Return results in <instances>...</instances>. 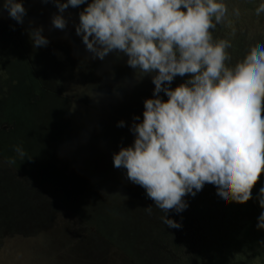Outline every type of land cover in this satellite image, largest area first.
<instances>
[{
    "label": "rangeland",
    "instance_id": "obj_1",
    "mask_svg": "<svg viewBox=\"0 0 264 264\" xmlns=\"http://www.w3.org/2000/svg\"><path fill=\"white\" fill-rule=\"evenodd\" d=\"M226 2L250 21L234 36L226 26L217 31L231 38L235 60L264 43L257 35L264 13L255 12L264 0ZM24 6L23 25L7 12L0 19V264H166L161 243L175 228L160 221L159 210L143 211L154 202L112 159L134 140L129 127L152 97L151 78L137 83L126 57L88 60L74 28L86 5L66 10L68 39L51 26L53 4L25 0ZM29 21L44 27L47 47L33 49ZM181 82L178 77L172 86ZM120 120L125 127H117ZM263 176L245 204L225 203L210 184L185 197L188 213L181 219L208 226L203 264H247L264 240L256 227L264 211L256 199ZM168 215L177 221V213Z\"/></svg>",
    "mask_w": 264,
    "mask_h": 264
},
{
    "label": "clouds",
    "instance_id": "obj_2",
    "mask_svg": "<svg viewBox=\"0 0 264 264\" xmlns=\"http://www.w3.org/2000/svg\"><path fill=\"white\" fill-rule=\"evenodd\" d=\"M40 2L58 10L51 26L65 32L64 39L66 10L86 5L74 28L91 54L88 60L126 57L137 83L151 78L152 97L143 101L142 118L133 115L129 127L134 140L112 157L113 167L125 170L126 179L154 202L155 207L142 208L145 213L153 215L157 209L165 226L179 229L182 225L169 212L186 210L185 197H195L206 184L215 186L225 203L245 204L253 198L264 175V43L249 46L234 60L231 38L217 35L230 15L240 16L239 8L230 12L226 0ZM24 3L3 0L0 19L7 12L23 25L28 12ZM255 12L264 13V3ZM34 23L29 21L26 29L33 49L47 47L44 27ZM178 77L182 82L173 87ZM125 124L120 120L117 127ZM14 151L26 156L21 145ZM256 199L264 209V186ZM257 220V229L264 230V211ZM259 243L264 246V240Z\"/></svg>",
    "mask_w": 264,
    "mask_h": 264
},
{
    "label": "trees",
    "instance_id": "obj_3",
    "mask_svg": "<svg viewBox=\"0 0 264 264\" xmlns=\"http://www.w3.org/2000/svg\"><path fill=\"white\" fill-rule=\"evenodd\" d=\"M246 16V14L240 13L239 17L231 16L229 18L226 29L230 36H234L236 33L249 27L250 21L247 20ZM261 19L258 30L260 32L257 35L264 39V16ZM225 36L226 34H224ZM261 182L264 181L262 180ZM185 211L187 209L177 214V221L182 227L171 231L172 236L170 241L165 236L167 240L165 239L164 241L166 243H161L160 258L166 264H203L207 257V244L203 240L207 238L206 233L208 232L207 234H209L207 230L208 226L200 225L198 228L195 224H185V221L181 219ZM247 264H264V246L260 243L258 244L252 251Z\"/></svg>",
    "mask_w": 264,
    "mask_h": 264
}]
</instances>
